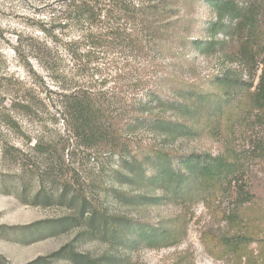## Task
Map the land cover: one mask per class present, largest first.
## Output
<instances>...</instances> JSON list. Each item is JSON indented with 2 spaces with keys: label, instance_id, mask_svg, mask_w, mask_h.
I'll return each instance as SVG.
<instances>
[{
  "label": "trees",
  "instance_id": "1",
  "mask_svg": "<svg viewBox=\"0 0 264 264\" xmlns=\"http://www.w3.org/2000/svg\"><path fill=\"white\" fill-rule=\"evenodd\" d=\"M202 2L214 14L206 21L210 37L204 45L194 36L195 11ZM249 2V9L240 13L234 0H36L40 11L35 28L43 39L31 40L28 51L53 86L47 92L48 105L62 128L55 134L61 147L49 137L34 139L36 157L49 153L42 148L109 150L120 158L115 171L119 184L138 190L137 198L150 204L173 199L191 206L232 188L240 172L237 158L225 152L176 158L167 148L179 140L202 139L213 129L225 135L245 109L264 120V50L259 52L255 40V0ZM225 18H231L225 36L238 43L234 56L244 63L260 58L258 82L242 96L222 93L229 89L228 76L216 80V92L208 91L178 67L191 61L192 49L206 53L219 44L215 38ZM262 154L264 158V148ZM52 173L49 166L43 172ZM67 185V180L60 182V199L69 197ZM235 186L228 191L235 194L234 209L225 218L232 231L215 238V245L221 257L252 261L257 258L252 246H260L258 253L264 247V226L261 221L253 228L251 219L245 218V207L250 212L254 204ZM156 190L163 198L147 197ZM71 202L80 203L82 215L84 197L75 192ZM87 213L89 224L97 218L99 237L123 239L132 229L95 208ZM179 221L170 229L150 228L148 235L137 236L147 235L154 249L176 245L183 235ZM62 253L63 249L52 257ZM173 264L190 262L181 257Z\"/></svg>",
  "mask_w": 264,
  "mask_h": 264
},
{
  "label": "rangeland",
  "instance_id": "2",
  "mask_svg": "<svg viewBox=\"0 0 264 264\" xmlns=\"http://www.w3.org/2000/svg\"><path fill=\"white\" fill-rule=\"evenodd\" d=\"M234 2L240 13L250 7L249 0ZM38 8L36 0H0V264H86L85 259L98 264H173L181 257L190 264H264V247L258 253L259 245L252 246L255 260L240 262L221 257L215 245V238L232 231L225 218L236 202L235 194L228 193L234 184V190L245 191L243 198L254 204L250 212L245 207V218L251 219L253 228H259L261 221L264 226V120L257 112L248 115L245 109L225 135L213 129L202 139L179 140L167 148L176 158L193 154L215 157L225 152L239 160L240 172L232 188L191 206H181L173 199L156 204L138 199V190L119 184L115 171L120 158L109 150L42 148L49 153L36 157L31 148L34 139L49 137L60 146L61 139L55 134L62 130L48 105L51 97L47 92L53 86L28 51L31 40L43 39L35 28ZM195 14L194 36L204 45L210 37L206 21L214 14L205 2ZM255 14L253 27L261 53L264 0H255ZM229 23L231 18H225L215 38L218 45L206 53L192 49L191 61L178 67L186 78L208 91L216 92V80L228 76L229 89L222 93L242 96L258 82L260 58L244 63L234 56L237 39H227L224 32ZM48 166L53 173L45 176ZM63 179L69 182L66 199L59 198ZM75 192L86 202L82 215L79 202L69 203ZM118 193L127 197L120 198ZM152 196L163 198L159 190L147 197ZM93 208L131 226V231L123 239L99 237L97 218L89 224L87 212ZM175 220H180L177 227L183 233L178 243L151 248L146 238L149 229H170ZM139 233L147 235L140 238ZM62 249L60 258L52 257Z\"/></svg>",
  "mask_w": 264,
  "mask_h": 264
}]
</instances>
